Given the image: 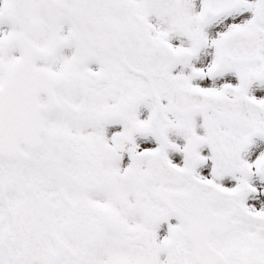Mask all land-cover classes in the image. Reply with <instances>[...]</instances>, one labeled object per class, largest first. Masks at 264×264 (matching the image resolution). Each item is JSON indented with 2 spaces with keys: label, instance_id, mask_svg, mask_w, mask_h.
<instances>
[{
  "label": "snow or ice",
  "instance_id": "snow-or-ice-1",
  "mask_svg": "<svg viewBox=\"0 0 264 264\" xmlns=\"http://www.w3.org/2000/svg\"><path fill=\"white\" fill-rule=\"evenodd\" d=\"M0 264H264V0H0Z\"/></svg>",
  "mask_w": 264,
  "mask_h": 264
}]
</instances>
